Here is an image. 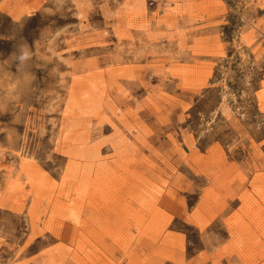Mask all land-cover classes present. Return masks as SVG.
<instances>
[{"label": "rangeland", "instance_id": "rangeland-1", "mask_svg": "<svg viewBox=\"0 0 264 264\" xmlns=\"http://www.w3.org/2000/svg\"><path fill=\"white\" fill-rule=\"evenodd\" d=\"M0 264H264V0H0Z\"/></svg>", "mask_w": 264, "mask_h": 264}]
</instances>
